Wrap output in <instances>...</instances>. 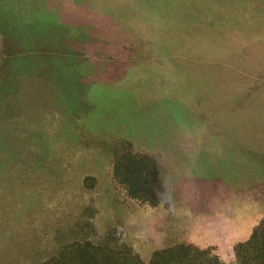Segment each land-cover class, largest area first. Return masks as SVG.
<instances>
[{
	"label": "rangeland",
	"instance_id": "374dc122",
	"mask_svg": "<svg viewBox=\"0 0 264 264\" xmlns=\"http://www.w3.org/2000/svg\"><path fill=\"white\" fill-rule=\"evenodd\" d=\"M152 158L157 205L113 180ZM264 221V0H0V264L75 243L148 264Z\"/></svg>",
	"mask_w": 264,
	"mask_h": 264
},
{
	"label": "trees",
	"instance_id": "16d2710c",
	"mask_svg": "<svg viewBox=\"0 0 264 264\" xmlns=\"http://www.w3.org/2000/svg\"><path fill=\"white\" fill-rule=\"evenodd\" d=\"M156 162L147 156L123 148L115 160L113 180L125 190L128 198L140 203L157 205L160 193ZM236 264H264V221L253 230L245 243L233 248ZM42 264H144L132 252L120 245L75 243L62 249L53 259ZM148 264H223L211 249L179 245L157 252Z\"/></svg>",
	"mask_w": 264,
	"mask_h": 264
}]
</instances>
